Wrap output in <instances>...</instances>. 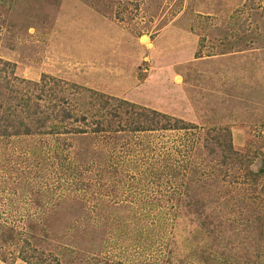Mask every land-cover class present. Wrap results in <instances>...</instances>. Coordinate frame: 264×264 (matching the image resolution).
<instances>
[{
	"label": "rangeland",
	"instance_id": "obj_1",
	"mask_svg": "<svg viewBox=\"0 0 264 264\" xmlns=\"http://www.w3.org/2000/svg\"><path fill=\"white\" fill-rule=\"evenodd\" d=\"M243 1L0 0V58L11 63L0 62V73L12 82L21 78L62 85L70 93L86 86L193 122L198 127L192 131L151 133L159 144L178 142L181 151L175 158L182 164H187V158L191 161L199 150L198 143L188 149L189 136L207 127H224V139L226 130L233 147L251 158L252 170L261 169L255 180L244 178L239 164L224 174L222 214L232 217L236 201L239 204L243 200L239 210L244 218L249 214L245 201L255 200L264 207V47H243L238 17ZM89 124L82 121L79 126L89 129ZM58 140L53 135L46 139H0L1 218L20 228V218L32 211L28 194L20 196L11 180L27 178L36 186L51 188L56 195L74 187L66 174H71L74 166L71 159L65 174L52 163L43 170H26L23 157L31 158L34 144H50L52 151ZM4 146L13 152L7 153ZM116 151L124 153L119 146ZM206 168L214 175L211 165ZM129 172L134 173V169ZM160 178L156 185L142 190L135 187V194L165 200L178 178L175 182H171L170 174ZM252 182L257 190L251 189ZM164 200L150 209L155 219L169 209ZM199 221L188 227L187 217L179 212L172 225L177 249L189 245V228L197 229L194 244L175 255L183 261L182 254L193 248L183 264H198L195 261L202 248L195 244L204 230ZM232 226L245 230L247 234L240 235V241L249 242L251 249L258 245L259 241H254L263 238L259 231L264 232V224L252 225L245 220ZM159 233L165 236V231ZM152 257L160 264L158 256ZM13 263L25 264L18 258Z\"/></svg>",
	"mask_w": 264,
	"mask_h": 264
},
{
	"label": "trees",
	"instance_id": "obj_2",
	"mask_svg": "<svg viewBox=\"0 0 264 264\" xmlns=\"http://www.w3.org/2000/svg\"><path fill=\"white\" fill-rule=\"evenodd\" d=\"M238 17L243 47H264V0H244ZM0 62L10 63L1 58ZM56 85L21 78L12 82L0 73V139H46L49 135L59 139L52 151L50 144L31 147V158L23 157L29 171L53 164L65 174L72 165L70 159L74 163L71 174L66 173L74 187L63 194H53L51 188L23 177L10 181L20 196L28 194L32 211L20 218V228L0 217V260L8 264L17 258L25 264H156L155 254L160 264H183L193 248L182 254L183 261L175 255L194 244L197 229L189 228L185 249L173 245V226L181 212L188 227L196 219L204 227L195 244L202 248L196 263L264 264V232L259 231L263 238L254 241L258 245L251 249L249 242L240 241L245 230L232 226L245 220L264 224V207L255 200L245 201L249 214L243 218L239 210L243 200H239L232 217L222 214L224 174L236 164L241 165L244 178L255 180L261 173L260 168L252 170L251 158L233 147L226 130L224 139V127H207L189 136L186 146L190 149L198 143L201 156L194 153L191 161L187 158V164H182L175 158L181 151L178 142L159 144L151 133L192 131L198 127L195 123L86 86L70 93ZM71 95H75L72 101ZM82 121L90 123L89 129L79 126ZM118 146L123 154H116ZM4 147L7 153L13 152ZM208 165L214 168L212 176ZM164 174L172 175L171 182L178 178L165 200L135 194V187L156 185ZM252 183L251 189L257 190ZM160 200L169 209L155 219L150 209L158 207ZM160 231H165L164 237ZM255 236L254 232L250 239Z\"/></svg>",
	"mask_w": 264,
	"mask_h": 264
},
{
	"label": "crops",
	"instance_id": "obj_3",
	"mask_svg": "<svg viewBox=\"0 0 264 264\" xmlns=\"http://www.w3.org/2000/svg\"><path fill=\"white\" fill-rule=\"evenodd\" d=\"M0 264H8L7 262H4L2 260H0ZM14 264V263H13Z\"/></svg>",
	"mask_w": 264,
	"mask_h": 264
},
{
	"label": "water",
	"instance_id": "obj_4",
	"mask_svg": "<svg viewBox=\"0 0 264 264\" xmlns=\"http://www.w3.org/2000/svg\"><path fill=\"white\" fill-rule=\"evenodd\" d=\"M142 39L144 40L145 38H144V37H142Z\"/></svg>",
	"mask_w": 264,
	"mask_h": 264
}]
</instances>
